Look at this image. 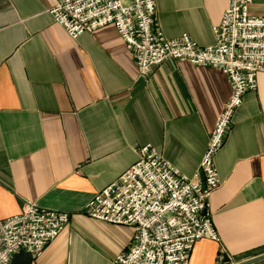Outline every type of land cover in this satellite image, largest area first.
Wrapping results in <instances>:
<instances>
[{
    "label": "crops",
    "instance_id": "1",
    "mask_svg": "<svg viewBox=\"0 0 264 264\" xmlns=\"http://www.w3.org/2000/svg\"><path fill=\"white\" fill-rule=\"evenodd\" d=\"M249 13L264 14V0ZM167 39L214 43L227 0H155ZM55 0H0V219L23 201L65 212L69 223L37 256L10 264H112L133 229L85 213L93 195L154 147L180 173L198 168L231 94L217 69L164 62L140 75L112 25L71 39L52 20ZM221 185L208 212L220 243H196L187 264H230L264 253V73L235 111L215 156ZM252 264H264V259Z\"/></svg>",
    "mask_w": 264,
    "mask_h": 264
},
{
    "label": "built area",
    "instance_id": "2",
    "mask_svg": "<svg viewBox=\"0 0 264 264\" xmlns=\"http://www.w3.org/2000/svg\"><path fill=\"white\" fill-rule=\"evenodd\" d=\"M251 2L227 0L207 47L186 34L167 39L156 23L155 0H55L49 10L71 39L112 25L140 75L164 62H187L219 70L231 88L191 177L144 145L135 150L134 163L87 202L88 217L133 229L129 247L112 264H187L196 243L219 240L208 212L210 196L221 185L215 156L244 95L264 73V14L251 15ZM69 219L23 201L19 213L0 219V264H10L19 251L39 256Z\"/></svg>",
    "mask_w": 264,
    "mask_h": 264
},
{
    "label": "rangeland",
    "instance_id": "3",
    "mask_svg": "<svg viewBox=\"0 0 264 264\" xmlns=\"http://www.w3.org/2000/svg\"><path fill=\"white\" fill-rule=\"evenodd\" d=\"M217 243H220V240H218ZM232 260L233 259L227 255L225 249L220 246L217 256V262L220 264H230L229 262Z\"/></svg>",
    "mask_w": 264,
    "mask_h": 264
},
{
    "label": "water",
    "instance_id": "4",
    "mask_svg": "<svg viewBox=\"0 0 264 264\" xmlns=\"http://www.w3.org/2000/svg\"><path fill=\"white\" fill-rule=\"evenodd\" d=\"M263 259H264V253L261 255L246 259L244 261L234 263V264H252V263H255V262L263 260Z\"/></svg>",
    "mask_w": 264,
    "mask_h": 264
}]
</instances>
